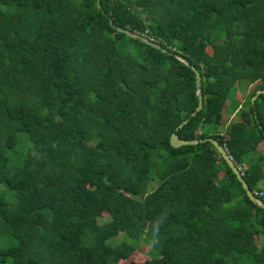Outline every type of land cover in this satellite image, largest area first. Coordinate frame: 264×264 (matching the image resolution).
<instances>
[{"label": "trees", "instance_id": "16d2710c", "mask_svg": "<svg viewBox=\"0 0 264 264\" xmlns=\"http://www.w3.org/2000/svg\"><path fill=\"white\" fill-rule=\"evenodd\" d=\"M238 82L264 90V0H0V264H264V209L206 140L264 204V93L200 132Z\"/></svg>", "mask_w": 264, "mask_h": 264}, {"label": "rangeland", "instance_id": "374dc122", "mask_svg": "<svg viewBox=\"0 0 264 264\" xmlns=\"http://www.w3.org/2000/svg\"><path fill=\"white\" fill-rule=\"evenodd\" d=\"M207 52L210 53L209 49L207 48ZM260 83H244V82H238L235 83L234 86L230 89L228 93V99L224 102V106L221 110V123L219 125H204L202 129L200 130L201 133L205 135H213V134H222L224 133L227 125L231 122H234L238 118V111L242 109L246 101L248 100V97L252 94V90L256 89ZM257 90H254V93ZM238 104V108H233L234 105ZM240 112V111H239ZM237 117V118H236ZM22 137V135H19ZM23 147L19 149V151H24ZM258 152H264V143H261L257 146ZM220 176V174H218ZM153 183V182H152ZM150 183V185L153 186V184ZM151 186V187H152ZM257 188L264 187V184L262 182L258 183L256 185ZM108 221V216L106 214H102L100 218L97 219L98 224H102ZM122 237V234L119 233L116 237H114L115 243L120 242ZM112 240V239H111ZM110 240V242H111ZM257 245H259V240L255 241ZM149 247L144 244H138L137 250L129 255L128 259L125 261H121V263H129V262H140L144 259L149 258Z\"/></svg>", "mask_w": 264, "mask_h": 264}, {"label": "water", "instance_id": "95a60500", "mask_svg": "<svg viewBox=\"0 0 264 264\" xmlns=\"http://www.w3.org/2000/svg\"><path fill=\"white\" fill-rule=\"evenodd\" d=\"M98 2V0H97ZM98 4V3H97ZM98 7V5H97ZM115 31L117 32H121L123 33L125 36L137 40L145 45H148L154 49H160V46L150 40H148L147 38H145L144 36H140L136 33H131L127 30H123L120 29L118 27L114 28ZM161 52H165L164 49H160ZM179 61H181L182 63H184L185 65L187 64V62L183 59L178 58ZM191 69L194 72V78H195V96L197 98V105L195 107V109L193 110V112L190 114V117H193L200 109H201V95H200V88H199V75L196 72V70L193 69V67H191ZM264 90H257L255 91V93L253 94V96L250 98V103L252 104L253 100L255 99V97L259 94H263ZM187 120H183L176 129L181 128V126L183 124L186 123ZM264 135V134H263ZM211 146L213 147V149L215 150V152L218 154V156L224 161V163L226 164L227 168L231 171V173L235 176L236 180L240 183L241 188L243 189L246 197L249 199V201H251L252 203L257 204L258 206H260L261 208L264 209V204H261L252 193H250L247 189V186L244 184L240 173L238 172V170L236 169L235 165L233 164V162L230 160V158L227 156L225 150L218 145L216 140H212V139H206ZM205 140H191V141H187V140H180L176 137L175 133H171L168 139V143L169 146L172 148H178L181 146H187V145H195L196 143H203Z\"/></svg>", "mask_w": 264, "mask_h": 264}, {"label": "built area", "instance_id": "2783aa9c", "mask_svg": "<svg viewBox=\"0 0 264 264\" xmlns=\"http://www.w3.org/2000/svg\"><path fill=\"white\" fill-rule=\"evenodd\" d=\"M241 166H243V165H241ZM235 167H236V169H237L238 171L240 170V166L235 165ZM254 194H256L258 197H260V196L263 195V192H261V191H255V192L253 193V195H254Z\"/></svg>", "mask_w": 264, "mask_h": 264}, {"label": "crops", "instance_id": "0c3cea01", "mask_svg": "<svg viewBox=\"0 0 264 264\" xmlns=\"http://www.w3.org/2000/svg\"><path fill=\"white\" fill-rule=\"evenodd\" d=\"M224 106V105H223ZM223 108V107H222ZM221 123V122H220Z\"/></svg>", "mask_w": 264, "mask_h": 264}, {"label": "clouds", "instance_id": "9594fccd", "mask_svg": "<svg viewBox=\"0 0 264 264\" xmlns=\"http://www.w3.org/2000/svg\"><path fill=\"white\" fill-rule=\"evenodd\" d=\"M231 160V159H230ZM239 172V171H238Z\"/></svg>", "mask_w": 264, "mask_h": 264}]
</instances>
